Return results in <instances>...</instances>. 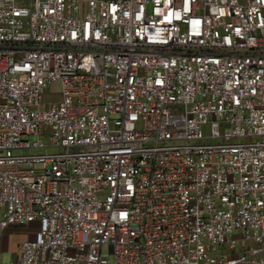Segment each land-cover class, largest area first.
I'll return each mask as SVG.
<instances>
[{"label": "built area", "instance_id": "obj_1", "mask_svg": "<svg viewBox=\"0 0 264 264\" xmlns=\"http://www.w3.org/2000/svg\"><path fill=\"white\" fill-rule=\"evenodd\" d=\"M0 206L8 264H264V0H0Z\"/></svg>", "mask_w": 264, "mask_h": 264}, {"label": "rangeland", "instance_id": "obj_2", "mask_svg": "<svg viewBox=\"0 0 264 264\" xmlns=\"http://www.w3.org/2000/svg\"><path fill=\"white\" fill-rule=\"evenodd\" d=\"M60 83L55 82L47 87L45 90V93L43 94V101L49 105V102L57 100L60 98ZM4 211V207L0 206V213ZM28 227L27 226H20L15 229H9L6 232L7 237L3 238L2 241L0 242V264H8L12 258L14 257L13 255V247L14 245L19 241L21 238V235L23 234H28L29 237H32L33 234L28 233ZM2 238V237H1ZM8 242V247L5 248L4 244Z\"/></svg>", "mask_w": 264, "mask_h": 264}, {"label": "crops", "instance_id": "obj_3", "mask_svg": "<svg viewBox=\"0 0 264 264\" xmlns=\"http://www.w3.org/2000/svg\"><path fill=\"white\" fill-rule=\"evenodd\" d=\"M20 226H27L28 227V233H31V234H33L32 235V237H29V235L28 234H23V235H21V238L19 239V241L14 245V247H13V255H14V257L12 258V260H14V259H16L17 257H18V255H19V245H20V243L21 242H23V241H25V240H27V239H31V238H33L34 237V233H35V230H36V228H37V223H30V224H24V225H12V226H9L6 230H4V232L2 233V235H1V237H0V242L2 241V239L3 238H5V237H7V235H6V232L9 230V229H15V228H18V227H20ZM6 239V238H5ZM5 243L6 244H4V247L5 248H7L8 247V242H6V240H5Z\"/></svg>", "mask_w": 264, "mask_h": 264}]
</instances>
